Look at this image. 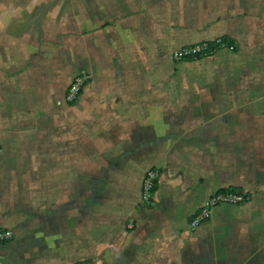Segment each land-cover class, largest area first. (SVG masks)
Instances as JSON below:
<instances>
[{
	"label": "crops",
	"instance_id": "0c3cea01",
	"mask_svg": "<svg viewBox=\"0 0 264 264\" xmlns=\"http://www.w3.org/2000/svg\"><path fill=\"white\" fill-rule=\"evenodd\" d=\"M0 231V264H264V0H0Z\"/></svg>",
	"mask_w": 264,
	"mask_h": 264
},
{
	"label": "built area",
	"instance_id": "2783aa9c",
	"mask_svg": "<svg viewBox=\"0 0 264 264\" xmlns=\"http://www.w3.org/2000/svg\"><path fill=\"white\" fill-rule=\"evenodd\" d=\"M210 46L208 45H198L189 48H184L175 54L176 60H183L187 58L197 59L200 57H204L209 53ZM85 76L77 77L72 85H70L69 89L67 90L66 99L67 102L72 103L77 101L79 98L81 91L86 83ZM150 172L146 175L144 184H143V197L147 201V203H151L152 201V191L155 188V182L159 178V173ZM246 200L244 194L240 192H233L229 191L223 194H216L215 196L211 197L205 207L199 210L192 218L190 223L191 229H196L202 224L209 221L211 217V212L213 208L219 205H238L241 204ZM13 237L12 232L7 231H0V246L8 243Z\"/></svg>",
	"mask_w": 264,
	"mask_h": 264
},
{
	"label": "trees",
	"instance_id": "16d2710c",
	"mask_svg": "<svg viewBox=\"0 0 264 264\" xmlns=\"http://www.w3.org/2000/svg\"><path fill=\"white\" fill-rule=\"evenodd\" d=\"M223 44H225V41L223 40H220L219 42H216L213 46H211L210 50H209V53L207 55H210L212 53H214L219 47H221ZM199 59V58H197ZM183 60H187V61H193V60H196V59H193V58H187V59H183ZM157 186H158V179L156 180L155 182V188L153 189L152 191V200L154 198V195L157 191ZM229 191H233V192H237L236 190H231V189H224V190H221L219 191L217 194H223V193H226V192H229ZM247 199V198H246Z\"/></svg>",
	"mask_w": 264,
	"mask_h": 264
},
{
	"label": "rangeland",
	"instance_id": "374dc122",
	"mask_svg": "<svg viewBox=\"0 0 264 264\" xmlns=\"http://www.w3.org/2000/svg\"><path fill=\"white\" fill-rule=\"evenodd\" d=\"M201 58V57H200ZM74 82V80L71 82V84L70 85H72V83ZM70 87V86H69ZM69 87H68V89H69ZM153 170H156V169H153ZM153 170H150L149 172H147V174L148 173H150V172H153ZM155 172H158L159 173V171L158 170H156ZM146 174V175H147ZM160 174V173H159ZM146 175L144 176V179H143V182H142V190H141V202L143 203V204H148L147 203V201L144 199V197H143V184H144V180H145V177H146ZM242 194V193H241ZM153 201V200H152ZM151 201V202H152ZM239 205V204H238ZM220 206V205H219Z\"/></svg>",
	"mask_w": 264,
	"mask_h": 264
}]
</instances>
